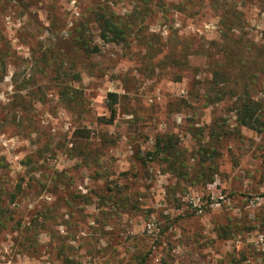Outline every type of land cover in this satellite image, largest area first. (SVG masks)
<instances>
[{
    "label": "rangeland",
    "instance_id": "374dc122",
    "mask_svg": "<svg viewBox=\"0 0 264 264\" xmlns=\"http://www.w3.org/2000/svg\"><path fill=\"white\" fill-rule=\"evenodd\" d=\"M101 3L133 22L126 42L90 23L97 53L55 45ZM241 73L260 98L264 0H0V264H264V131L237 124ZM162 135L177 172L147 155Z\"/></svg>",
    "mask_w": 264,
    "mask_h": 264
},
{
    "label": "trees",
    "instance_id": "16d2710c",
    "mask_svg": "<svg viewBox=\"0 0 264 264\" xmlns=\"http://www.w3.org/2000/svg\"><path fill=\"white\" fill-rule=\"evenodd\" d=\"M143 2L147 3L151 2V0H143ZM92 14L93 17L91 21L80 20L79 22L75 23V25L69 30L70 37L67 41H65V39L56 37L55 45L58 48H64L66 53H69L72 50H79L86 55L97 53L99 51V47L93 42V31L90 23L96 24L98 28L97 36L104 43L126 42L127 38L131 35L133 22L116 16L115 13L110 10L107 4H98L92 9ZM222 24L224 27L229 26V28L234 26V24L231 23L230 25H227L223 20ZM71 58L70 63L72 64L73 60ZM61 62H63V59H61ZM70 74H72L73 79H77L79 77L78 73ZM241 75L242 79L237 80L238 87H233L231 89L232 96L237 100L235 109L237 124L251 130L262 132L264 131V88L258 85V93L261 92L262 96L258 99H254L252 93L255 91V89H253V87H251L245 79V73H241ZM228 80L229 79L224 72L214 71L213 79L211 81L212 87L215 88L217 92V97H215L214 100H219L221 98L223 94L219 92L222 89L220 86H224V84L226 85ZM68 93L70 95V100L75 101L79 98L78 95L80 91H77L76 88L68 86L62 89V95ZM118 96L119 94L116 92L108 93L107 107L110 111V117L105 119V122L110 123L113 121L116 114ZM178 154L176 142L173 141L172 135H162L157 137L153 151L147 153V155H152L153 159L158 156H163V160L169 162L170 169L176 170V172L180 169L175 165L174 162L172 163L171 160L172 158H176ZM13 199L14 195H12L11 201H13ZM226 236L227 235H225V237Z\"/></svg>",
    "mask_w": 264,
    "mask_h": 264
}]
</instances>
